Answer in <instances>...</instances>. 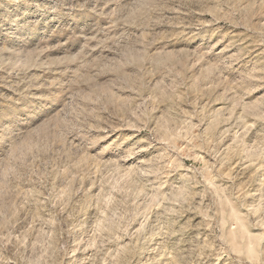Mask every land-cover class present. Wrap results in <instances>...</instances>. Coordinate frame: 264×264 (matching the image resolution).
I'll use <instances>...</instances> for the list:
<instances>
[{
    "label": "rangeland",
    "instance_id": "rangeland-1",
    "mask_svg": "<svg viewBox=\"0 0 264 264\" xmlns=\"http://www.w3.org/2000/svg\"><path fill=\"white\" fill-rule=\"evenodd\" d=\"M0 264H264V0H0Z\"/></svg>",
    "mask_w": 264,
    "mask_h": 264
}]
</instances>
